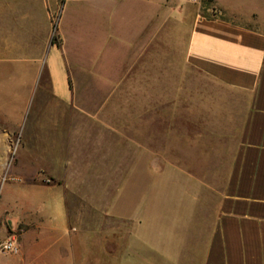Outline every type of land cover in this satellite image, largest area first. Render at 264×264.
I'll use <instances>...</instances> for the list:
<instances>
[{
	"label": "crops",
	"instance_id": "1",
	"mask_svg": "<svg viewBox=\"0 0 264 264\" xmlns=\"http://www.w3.org/2000/svg\"><path fill=\"white\" fill-rule=\"evenodd\" d=\"M89 1L76 0L80 15L67 22L65 0L56 22V0H0V60L19 64L22 87L35 83L12 175L19 187L57 192L27 201V214H0V244L13 237L18 246L0 250V264H264V29L201 16V0H181L187 64L234 95L209 102L201 132L182 101L131 102L143 109L133 117L120 110L125 103L85 98L104 90L103 77L111 82L101 61L121 50L129 61L142 42L99 41V25L112 18L86 21L104 11ZM215 5L264 24L233 2ZM86 22L97 29L83 32ZM152 123L163 130L148 133ZM205 136L218 142L201 150Z\"/></svg>",
	"mask_w": 264,
	"mask_h": 264
},
{
	"label": "rangeland",
	"instance_id": "2",
	"mask_svg": "<svg viewBox=\"0 0 264 264\" xmlns=\"http://www.w3.org/2000/svg\"><path fill=\"white\" fill-rule=\"evenodd\" d=\"M70 1L66 13H64L67 22L76 21L79 14L80 4L76 3V0ZM160 1L93 0L86 2L89 7L95 4L104 10L103 12L92 11V15L87 14L86 21H92L94 18L104 20L107 19V16L110 17L109 20L112 18L111 24L99 25V41L102 42L109 37L131 39L132 36L140 37L142 42L133 46L135 50L131 51V60L129 61L123 60L128 57L125 50H121L120 59L113 57L114 59L101 61V65L112 67V74L109 76L111 82L107 77H103L104 90L95 96L92 91H89L85 93V98L90 101L103 99L113 103H125L127 107H122L120 110L133 117L139 111H142L139 115H143V109L134 107L135 109L131 111V102L182 101L184 116L190 117L192 111H196V115H199L201 120V132H205L209 102L229 99L234 95L220 83L193 70L187 64L186 51L191 27L189 22L182 18L181 10L184 3H181V0ZM227 1L233 2L247 11L257 13L261 21L264 22V0ZM56 2L55 20L57 22L63 2L62 0H56ZM126 4H131V10L124 6ZM199 14L207 18L231 19L252 28L264 29V24L260 22L257 15L249 17L227 15L216 7L215 1L210 3L209 0H206L204 3L201 0ZM93 27V24L86 22L82 31L92 30L90 28ZM93 29L95 30L97 27ZM117 64L118 66L123 64V68L119 69ZM0 65H5L0 67V73L2 72L0 74V214L8 209H15L17 214L24 215L33 211V205L31 206L27 201L38 197L49 199L55 197L57 192H46L29 186L19 187L16 183L17 180L12 175V166L15 164L21 133L25 128L22 121L23 119L26 121L32 112V102L35 96H32L29 90L35 83L32 81L30 88L22 87L16 72L14 73L17 70L16 67L19 66L18 63L0 60ZM95 103L94 101L89 103V107H93ZM161 130L163 128L159 123H152L148 133L158 134ZM186 132H189L188 126H186ZM209 142L214 145L218 141H209L205 136L199 141L200 149H206ZM180 143V139L169 138L168 140V145L173 148L178 147ZM183 143L181 148L185 149L184 162L190 163L191 157L187 154L192 147L191 140L184 139ZM219 143L222 146L224 144L222 140ZM85 161L86 158H80L79 165L83 166ZM2 218L5 219V216L2 215ZM10 221L16 225L14 217L10 218ZM4 234L3 226H0V238H3Z\"/></svg>",
	"mask_w": 264,
	"mask_h": 264
},
{
	"label": "built area",
	"instance_id": "3",
	"mask_svg": "<svg viewBox=\"0 0 264 264\" xmlns=\"http://www.w3.org/2000/svg\"><path fill=\"white\" fill-rule=\"evenodd\" d=\"M0 250L5 253H16L18 252V246L16 244V240L11 237L7 239L5 242L0 244Z\"/></svg>",
	"mask_w": 264,
	"mask_h": 264
},
{
	"label": "trees",
	"instance_id": "4",
	"mask_svg": "<svg viewBox=\"0 0 264 264\" xmlns=\"http://www.w3.org/2000/svg\"><path fill=\"white\" fill-rule=\"evenodd\" d=\"M215 0H209L210 3L214 2ZM62 2L64 3L65 0H62ZM204 3H206V0H203ZM204 8H207V6H204Z\"/></svg>",
	"mask_w": 264,
	"mask_h": 264
}]
</instances>
